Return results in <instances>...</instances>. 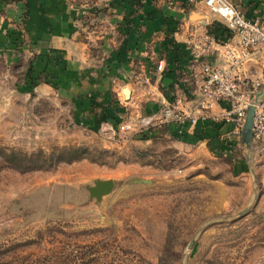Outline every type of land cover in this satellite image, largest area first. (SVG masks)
<instances>
[{
  "label": "rangeland",
  "instance_id": "obj_1",
  "mask_svg": "<svg viewBox=\"0 0 264 264\" xmlns=\"http://www.w3.org/2000/svg\"><path fill=\"white\" fill-rule=\"evenodd\" d=\"M149 1L0 0V264H264V153L142 112Z\"/></svg>",
  "mask_w": 264,
  "mask_h": 264
},
{
  "label": "built area",
  "instance_id": "obj_2",
  "mask_svg": "<svg viewBox=\"0 0 264 264\" xmlns=\"http://www.w3.org/2000/svg\"><path fill=\"white\" fill-rule=\"evenodd\" d=\"M202 4L205 14L226 28L220 36L205 24L186 19L177 30V39L192 55L188 70L180 78L181 95L174 102L163 100V108L153 119L159 123L196 124L199 119L232 125V134L243 136L250 106L256 107L253 125L254 147L264 153V15L248 17L229 0H189ZM215 56L212 63L209 58ZM166 69L165 60L157 70ZM185 101L192 105L185 109ZM219 109L217 111H214ZM132 124L125 123L128 131Z\"/></svg>",
  "mask_w": 264,
  "mask_h": 264
},
{
  "label": "crops",
  "instance_id": "obj_3",
  "mask_svg": "<svg viewBox=\"0 0 264 264\" xmlns=\"http://www.w3.org/2000/svg\"><path fill=\"white\" fill-rule=\"evenodd\" d=\"M181 1L184 0H177L174 2L164 0L165 3L157 5L148 2L145 5V13H147V17L143 21V24L146 28V32L149 38L153 40L155 43V53H156V63L154 65V79L155 82L151 83V88L158 93L160 98L152 97L150 100L149 97L144 98L145 102L142 103L141 108L143 114H147L148 116L154 117L158 112L162 109L163 100L174 102V100L181 95L180 89V78L182 72L188 70L189 65L192 63V55L190 50L187 48L185 43L179 41L177 39V30H179L181 23L186 19H189L193 11H201L204 12L203 6L199 3L197 6L191 5L188 6L187 4L180 6ZM238 8H240L248 17L253 18L256 16L264 15V0H229ZM188 3V1H187ZM186 8H189V11H185ZM9 16L11 18H17V10L15 8H9L8 10ZM216 23L214 25H210L209 27L215 33L219 34L220 36L225 35L226 33L225 26L218 20H214ZM213 21V22H214ZM6 32V33H5ZM2 32L0 26V47L4 44H8V34L7 31ZM165 60L166 62V69L163 72L157 70L158 61ZM209 60L214 63L216 58L215 56H211ZM151 71L150 69H148ZM153 80V77H150ZM146 81H149L146 77ZM131 90V100L129 102L134 103L135 89L130 87ZM152 91V90H151ZM144 104V105H143ZM192 105V102L185 101L181 107L185 109L189 108ZM216 109L214 111H217ZM144 115L143 117L147 116ZM147 116V117H148ZM120 117L119 115L112 116L109 119V129L111 130L114 128V133L116 130L119 129V124L121 121H117V118ZM169 129L177 130V124L171 123L167 125ZM196 127L192 134H196V139L201 141H206L208 139L219 140L222 138H226L232 134V125L230 124H221L218 122H213L212 120H204L199 119L196 124L187 123L184 126H181V129L184 130V133H175L174 136L176 139H184L187 138L189 135L192 137L193 135L188 134L185 132L187 128ZM111 133V132H109ZM198 133V136H197ZM112 134V133H111Z\"/></svg>",
  "mask_w": 264,
  "mask_h": 264
},
{
  "label": "water",
  "instance_id": "obj_4",
  "mask_svg": "<svg viewBox=\"0 0 264 264\" xmlns=\"http://www.w3.org/2000/svg\"><path fill=\"white\" fill-rule=\"evenodd\" d=\"M191 21L205 24L206 20H212L210 15H206L202 12L193 11L191 16L189 17ZM125 93L127 96H130L131 90L129 88H125ZM264 95V91L259 94L260 96ZM256 113V107L250 106L247 111V118L243 129V140L248 144H251L253 139V125L254 118ZM115 182L114 180H98L95 183V186L90 187V191L92 196L97 198H101L102 195L111 192L114 189Z\"/></svg>",
  "mask_w": 264,
  "mask_h": 264
},
{
  "label": "trees",
  "instance_id": "obj_5",
  "mask_svg": "<svg viewBox=\"0 0 264 264\" xmlns=\"http://www.w3.org/2000/svg\"><path fill=\"white\" fill-rule=\"evenodd\" d=\"M216 22L214 21L211 25H214ZM211 29V28H210ZM214 32V31H213Z\"/></svg>",
  "mask_w": 264,
  "mask_h": 264
}]
</instances>
